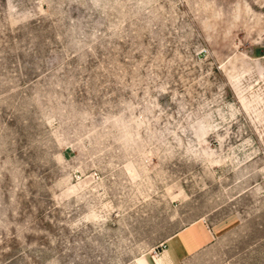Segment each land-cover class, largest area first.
Masks as SVG:
<instances>
[{"label":"rangeland","instance_id":"374dc122","mask_svg":"<svg viewBox=\"0 0 264 264\" xmlns=\"http://www.w3.org/2000/svg\"><path fill=\"white\" fill-rule=\"evenodd\" d=\"M264 264V0H0V264Z\"/></svg>","mask_w":264,"mask_h":264},{"label":"bare ground","instance_id":"6f19581e","mask_svg":"<svg viewBox=\"0 0 264 264\" xmlns=\"http://www.w3.org/2000/svg\"><path fill=\"white\" fill-rule=\"evenodd\" d=\"M166 258L165 257H156L154 264H166Z\"/></svg>","mask_w":264,"mask_h":264}]
</instances>
